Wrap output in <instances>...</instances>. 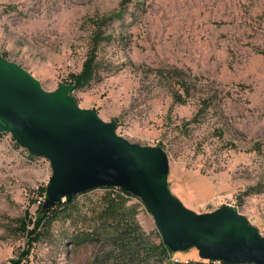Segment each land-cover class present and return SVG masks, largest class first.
I'll list each match as a JSON object with an SVG mask.
<instances>
[{
    "label": "rangeland",
    "instance_id": "374dc122",
    "mask_svg": "<svg viewBox=\"0 0 264 264\" xmlns=\"http://www.w3.org/2000/svg\"><path fill=\"white\" fill-rule=\"evenodd\" d=\"M0 55L47 90L75 84L94 55L95 77L71 91L79 105L166 150L187 207L232 205L264 234V0H0ZM52 173L0 132V264H121L98 217L106 188L76 195L42 236L30 232ZM126 197L139 204L144 243L161 242L145 203ZM144 252L124 264L167 261ZM200 258L192 248L171 261Z\"/></svg>",
    "mask_w": 264,
    "mask_h": 264
},
{
    "label": "water",
    "instance_id": "95a60500",
    "mask_svg": "<svg viewBox=\"0 0 264 264\" xmlns=\"http://www.w3.org/2000/svg\"><path fill=\"white\" fill-rule=\"evenodd\" d=\"M75 84L47 90L22 65L0 55V132L31 154L49 159L53 173L43 208L102 187L139 197L173 251L195 248L201 258L264 264V234L232 205L197 212L169 183L170 159L161 146L132 142L71 94Z\"/></svg>",
    "mask_w": 264,
    "mask_h": 264
},
{
    "label": "trees",
    "instance_id": "16d2710c",
    "mask_svg": "<svg viewBox=\"0 0 264 264\" xmlns=\"http://www.w3.org/2000/svg\"><path fill=\"white\" fill-rule=\"evenodd\" d=\"M129 1V0H126ZM121 15L118 14V16ZM96 75V62L94 61V55L88 58L81 73L74 75L75 88L83 87L88 85ZM189 88V87H188ZM109 191L105 193L102 198L100 206L99 219L101 229L104 231L105 237L111 242V244L120 251L117 254V259L120 258V263L124 264L127 261V257L133 255L142 256L144 255H160L162 260L167 259L165 262L162 261L160 264H189L185 262L171 261L174 252L165 244L163 237L162 241L158 244L155 243H144V236L142 233L141 226L137 219L139 214V204H128V197L131 195L130 192L125 191L120 187H102ZM46 191V189H44ZM44 191V192H45ZM90 191V190H88ZM76 196L70 200L62 201L52 207L43 208L44 202H41V208L37 213L34 221V227L30 230L31 233H37L38 237L42 236L43 229L51 225V223L58 216V211L70 212L74 206ZM99 234V232H98ZM36 235V236H37ZM146 247V249H143ZM170 260V261H169ZM169 261V262H168ZM128 262V261H127ZM13 264H21V261L13 260Z\"/></svg>",
    "mask_w": 264,
    "mask_h": 264
},
{
    "label": "built area",
    "instance_id": "2783aa9c",
    "mask_svg": "<svg viewBox=\"0 0 264 264\" xmlns=\"http://www.w3.org/2000/svg\"><path fill=\"white\" fill-rule=\"evenodd\" d=\"M41 203V200H40ZM175 262H179V260H176ZM190 261H186L185 263H189ZM219 262H224L223 260L220 259H216V261H206L205 258H200L198 261V264H216ZM246 264H255V263H251V262H247Z\"/></svg>",
    "mask_w": 264,
    "mask_h": 264
},
{
    "label": "bare ground",
    "instance_id": "6f19581e",
    "mask_svg": "<svg viewBox=\"0 0 264 264\" xmlns=\"http://www.w3.org/2000/svg\"><path fill=\"white\" fill-rule=\"evenodd\" d=\"M206 261H216V259H211V258H205ZM216 264H227L225 262H219V263H216ZM242 264H246V263H242Z\"/></svg>",
    "mask_w": 264,
    "mask_h": 264
}]
</instances>
